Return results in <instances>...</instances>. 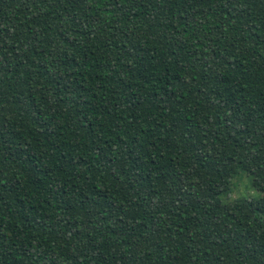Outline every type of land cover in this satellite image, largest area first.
I'll list each match as a JSON object with an SVG mask.
<instances>
[{
  "label": "trees",
  "instance_id": "obj_1",
  "mask_svg": "<svg viewBox=\"0 0 264 264\" xmlns=\"http://www.w3.org/2000/svg\"><path fill=\"white\" fill-rule=\"evenodd\" d=\"M0 264H264V0H0Z\"/></svg>",
  "mask_w": 264,
  "mask_h": 264
},
{
  "label": "rangeland",
  "instance_id": "obj_2",
  "mask_svg": "<svg viewBox=\"0 0 264 264\" xmlns=\"http://www.w3.org/2000/svg\"><path fill=\"white\" fill-rule=\"evenodd\" d=\"M260 195L261 194L252 187L251 179L247 175H239V177L235 179L234 198H238L239 196L258 198Z\"/></svg>",
  "mask_w": 264,
  "mask_h": 264
}]
</instances>
